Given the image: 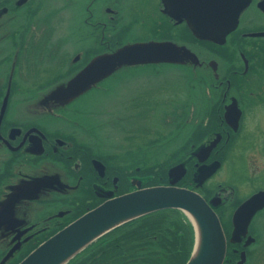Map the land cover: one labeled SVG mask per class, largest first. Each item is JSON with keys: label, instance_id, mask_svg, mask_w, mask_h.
<instances>
[{"label": "flooded vegetation", "instance_id": "flooded-vegetation-1", "mask_svg": "<svg viewBox=\"0 0 264 264\" xmlns=\"http://www.w3.org/2000/svg\"><path fill=\"white\" fill-rule=\"evenodd\" d=\"M229 1L0 0V264H17L38 241L105 202L106 195H122L132 190L133 183L143 184L148 170L164 169L167 176L162 184L171 185L175 175L168 172L181 165L184 174L174 186L195 191L207 202L214 197H220L221 203L231 201L230 211L215 209L226 239L223 264H264V209L254 215L245 235L232 238L233 206L264 188L238 198L231 184L211 183L229 162L249 115L264 108V0ZM54 7L58 9L53 12L63 13L67 21V33L58 39H52L57 32L53 15L40 17ZM68 13L76 17L68 20ZM136 39L172 42L198 58L196 65L172 66L189 72V81L202 99L196 103L188 94L177 107L167 96L158 102L164 113L152 123L195 125L197 109L200 113L206 107L202 128L198 133L199 126L191 128L185 145L173 149L167 159L117 166L121 154L100 155L90 135L86 137V132L92 133L96 113L82 104L77 110L82 99L94 98L105 90L103 86L64 105L42 104V100L50 88L67 82L92 58ZM134 98L122 101L123 108H143L139 97ZM30 103L36 110L30 116L20 115ZM230 108L239 113L237 130L228 124ZM77 130L84 133L79 136ZM201 131L202 139L208 140L205 147L216 142L204 162H199L196 144ZM150 146L132 151L143 152ZM132 151L124 156L136 155ZM181 155L189 157L183 161ZM214 162L220 163L219 169L198 187L197 168ZM161 239L150 227L120 235L84 264H169L164 256L170 247Z\"/></svg>", "mask_w": 264, "mask_h": 264}, {"label": "water", "instance_id": "water-1", "mask_svg": "<svg viewBox=\"0 0 264 264\" xmlns=\"http://www.w3.org/2000/svg\"><path fill=\"white\" fill-rule=\"evenodd\" d=\"M229 4H232L231 0ZM231 26L229 25V28ZM186 62L196 65L198 58L186 47L172 42L126 44L110 53L92 58L66 83L50 90L43 98L42 104H68L121 71L141 66L183 65ZM226 117L229 126L237 130L239 113L233 112L230 108ZM215 146L216 142H212L200 149L199 162H204ZM219 166V162L199 166L195 176L197 186H201L209 179ZM169 174L175 175L169 186L142 188L139 182H135L133 183L135 190L132 192L117 197H113L112 194L106 195L108 199L105 202L44 241L19 264H67L109 232L163 210L182 212L193 226L194 247L186 264H223L226 239L214 211V208L220 205L221 199L216 197L206 202L196 192L174 186L183 176L181 166L173 168ZM262 209L264 190L253 194L237 207L232 216L233 240L246 234L252 218Z\"/></svg>", "mask_w": 264, "mask_h": 264}, {"label": "rangeland", "instance_id": "rangeland-1", "mask_svg": "<svg viewBox=\"0 0 264 264\" xmlns=\"http://www.w3.org/2000/svg\"><path fill=\"white\" fill-rule=\"evenodd\" d=\"M55 9L58 8H47L40 13V17H44L48 13L53 15V23L54 27L57 26V32L52 39H58L62 34L67 33L64 29L67 21L64 22L63 13L59 11L53 12ZM71 17L74 19L76 13H68V20ZM61 21H63V24H61ZM144 42L150 41L136 39L133 43ZM127 43L131 42L128 41ZM68 44L71 45V41ZM68 44L67 46L69 47ZM117 75L115 79H107L100 85V88L102 86L105 88L104 91L102 90L95 94L94 98L90 95L85 97L77 105V110L80 109V104H82L87 111L96 113L95 124L92 123L94 124L92 133L86 132V137L88 138L90 135L93 147L96 152L101 151L100 155L105 154L106 151L121 154L117 158L116 163H114L117 166L122 164L127 167L129 164L130 167H134L141 163L143 165L151 164L167 159L173 149L185 145L194 127L199 126L197 133L202 128L200 121L204 116L203 112L206 106L203 107L200 113L199 109H197L195 115L197 124L195 125L182 122L179 124L152 123V120L164 113V109L159 107L160 103L158 102L167 96L172 97L176 102L174 106L177 107H181L182 100L189 98L188 94H191V99H195L196 103L202 99L203 96L198 94L197 88L192 86L189 81V72L176 69L171 65H161L136 67L128 71H121ZM261 93L263 95L261 101H263L264 87L261 88ZM128 96L131 98L139 97L137 99L138 103H143V108H123L122 101L128 100ZM173 104L174 102L172 101L170 106L172 107ZM134 105H136V102ZM36 108L33 103H30L22 107L19 113L23 116H30L29 112L36 110ZM154 108L157 109L155 113ZM22 109L23 112L28 113L24 114ZM170 109L168 108L167 111ZM160 125L162 128L159 127ZM76 132L79 136H81L80 133H84L79 130ZM202 134L203 131H201L200 138L196 142L198 149L205 146L208 141L207 139H202ZM147 144L149 146L153 145L143 152L132 151H136L137 148L143 149ZM128 151H132L136 155L125 157L124 155ZM188 157V155H181L180 158L185 160ZM211 183L231 184L237 190L238 198L247 196L253 189L264 188L263 107H259L255 115H249L245 123V130L241 134L235 150L229 156V162L224 165ZM230 206L231 201L226 199L222 210L230 211Z\"/></svg>", "mask_w": 264, "mask_h": 264}, {"label": "trees", "instance_id": "trees-1", "mask_svg": "<svg viewBox=\"0 0 264 264\" xmlns=\"http://www.w3.org/2000/svg\"><path fill=\"white\" fill-rule=\"evenodd\" d=\"M146 173L145 178L147 180L144 186H157L166 181V171L162 168L148 170ZM145 227H150V231L161 235V240L164 239L168 243L170 248L166 250L164 258L169 264H186L194 247V229L189 219L177 210H164L129 222L92 243L67 264H84L86 260H89L100 250L113 245L120 235H134ZM41 241H38L25 256L36 248Z\"/></svg>", "mask_w": 264, "mask_h": 264}]
</instances>
